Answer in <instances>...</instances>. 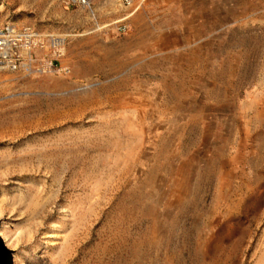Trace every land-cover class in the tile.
<instances>
[{
	"label": "rangeland",
	"instance_id": "rangeland-1",
	"mask_svg": "<svg viewBox=\"0 0 264 264\" xmlns=\"http://www.w3.org/2000/svg\"><path fill=\"white\" fill-rule=\"evenodd\" d=\"M222 1L0 0L12 264H264V0Z\"/></svg>",
	"mask_w": 264,
	"mask_h": 264
},
{
	"label": "built area",
	"instance_id": "built-area-1",
	"mask_svg": "<svg viewBox=\"0 0 264 264\" xmlns=\"http://www.w3.org/2000/svg\"><path fill=\"white\" fill-rule=\"evenodd\" d=\"M90 0H68L70 4L88 5ZM132 0H126L130 3ZM42 39L34 29L29 26L16 27L5 25L0 28V69L16 70L27 65L24 61L32 60L33 48L42 47ZM47 45L51 47L55 57L63 55V38L49 36ZM48 62L46 67H50ZM63 70H67L62 67ZM62 70V71H63Z\"/></svg>",
	"mask_w": 264,
	"mask_h": 264
},
{
	"label": "bare ground",
	"instance_id": "bare-ground-1",
	"mask_svg": "<svg viewBox=\"0 0 264 264\" xmlns=\"http://www.w3.org/2000/svg\"><path fill=\"white\" fill-rule=\"evenodd\" d=\"M246 2V0H223L221 6H217L214 12H219L223 14V20H228L234 18L240 14L241 7ZM213 21V26H216L220 21L221 17H215ZM1 207L0 205V242L6 247L11 254L13 253L12 249H9L7 246L11 243H17V240L12 236V233L9 230V227L1 220ZM13 255V254H12Z\"/></svg>",
	"mask_w": 264,
	"mask_h": 264
},
{
	"label": "water",
	"instance_id": "water-1",
	"mask_svg": "<svg viewBox=\"0 0 264 264\" xmlns=\"http://www.w3.org/2000/svg\"><path fill=\"white\" fill-rule=\"evenodd\" d=\"M0 264H12L11 252L0 242Z\"/></svg>",
	"mask_w": 264,
	"mask_h": 264
}]
</instances>
